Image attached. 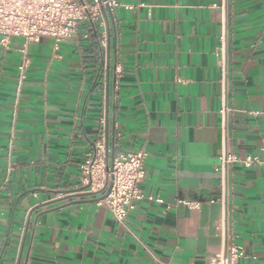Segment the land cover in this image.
I'll use <instances>...</instances> for the list:
<instances>
[{"label":"crops","instance_id":"obj_1","mask_svg":"<svg viewBox=\"0 0 264 264\" xmlns=\"http://www.w3.org/2000/svg\"><path fill=\"white\" fill-rule=\"evenodd\" d=\"M116 1L102 26L32 44L20 86L21 42L0 45V264H204L224 232L264 264V170L234 166L223 203L216 171L224 146L259 153L264 0ZM139 149L145 198L120 225L95 202L113 157Z\"/></svg>","mask_w":264,"mask_h":264},{"label":"built area","instance_id":"obj_2","mask_svg":"<svg viewBox=\"0 0 264 264\" xmlns=\"http://www.w3.org/2000/svg\"><path fill=\"white\" fill-rule=\"evenodd\" d=\"M120 4L116 0H0V45L7 48L11 39L20 40L17 65L18 84L27 79V71L31 58L29 48L32 44L44 38L52 39L55 46L59 43L76 39L82 24H88L93 29L103 25V12H113ZM127 9L133 7L126 6ZM100 49L105 48V32L98 40ZM104 65V64H103ZM115 86L119 71L114 70ZM221 110L225 122L227 112ZM101 143H96L100 150ZM219 164L216 171L221 175L222 203L225 199V188L230 171L236 165L244 168L259 167L264 170V128L261 137L259 153L238 157L227 147H223L218 155ZM147 153L143 149L119 153L113 157L106 171L108 186L105 195L95 203L105 206L112 218L124 225L128 216L135 211L137 203L145 198L140 186L145 179V161ZM101 170L98 161L87 155L81 166L82 177L80 185L90 189L94 184L95 175ZM153 200L152 197H148ZM161 202L159 199H154ZM190 209L197 208L196 203L182 201ZM224 248L220 253L205 257L204 264H247L245 251L237 243L235 237L224 232Z\"/></svg>","mask_w":264,"mask_h":264},{"label":"water","instance_id":"obj_3","mask_svg":"<svg viewBox=\"0 0 264 264\" xmlns=\"http://www.w3.org/2000/svg\"><path fill=\"white\" fill-rule=\"evenodd\" d=\"M104 17L107 23V18L106 15L104 13ZM109 67H110V63H109V54H107L106 56V87H105V118H106V144H107V119H108V109H109ZM108 179L105 182L104 188L102 190L105 189L106 185H107ZM102 191H98L97 193H100ZM95 193V194H97ZM88 194V193H86ZM21 259V254H20V258L19 261Z\"/></svg>","mask_w":264,"mask_h":264}]
</instances>
